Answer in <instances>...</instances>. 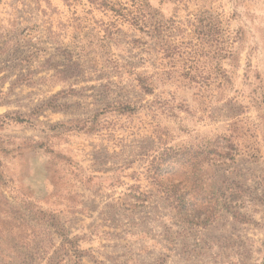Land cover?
Wrapping results in <instances>:
<instances>
[{"label":"rangeland","instance_id":"374dc122","mask_svg":"<svg viewBox=\"0 0 264 264\" xmlns=\"http://www.w3.org/2000/svg\"><path fill=\"white\" fill-rule=\"evenodd\" d=\"M0 264H264V0H0Z\"/></svg>","mask_w":264,"mask_h":264}]
</instances>
